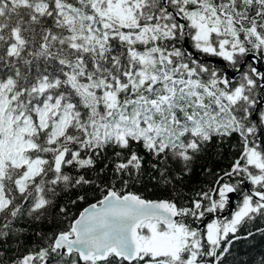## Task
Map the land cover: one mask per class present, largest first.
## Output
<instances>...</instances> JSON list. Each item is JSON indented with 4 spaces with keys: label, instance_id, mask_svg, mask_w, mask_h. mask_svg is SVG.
I'll return each mask as SVG.
<instances>
[{
    "label": "snow or ice",
    "instance_id": "6c2138e0",
    "mask_svg": "<svg viewBox=\"0 0 264 264\" xmlns=\"http://www.w3.org/2000/svg\"><path fill=\"white\" fill-rule=\"evenodd\" d=\"M257 233L264 0H0V264H264Z\"/></svg>",
    "mask_w": 264,
    "mask_h": 264
},
{
    "label": "trees",
    "instance_id": "16d2710c",
    "mask_svg": "<svg viewBox=\"0 0 264 264\" xmlns=\"http://www.w3.org/2000/svg\"><path fill=\"white\" fill-rule=\"evenodd\" d=\"M188 46L191 47V42H187ZM186 47V45H185ZM195 50V49H193ZM198 54L199 59H203V54ZM206 59V58H205ZM208 63L214 64V66L219 65L218 61H215V58L206 59ZM226 163V161L221 162V164ZM238 200V196L235 199V203ZM225 215H227V210L225 211ZM233 254L237 259L244 260H252L258 262L261 258V255L264 254V235L257 233L254 238L246 241H241L233 247ZM233 257H229V261H231ZM228 264V262H226Z\"/></svg>",
    "mask_w": 264,
    "mask_h": 264
},
{
    "label": "water",
    "instance_id": "95a60500",
    "mask_svg": "<svg viewBox=\"0 0 264 264\" xmlns=\"http://www.w3.org/2000/svg\"><path fill=\"white\" fill-rule=\"evenodd\" d=\"M186 47H188V48L191 49V47H189L188 44H186ZM191 50H192L193 54L196 55V56L198 57V54L196 53V51L193 50V49H191ZM203 59H205V57H204ZM206 59H211V58H206ZM215 61H216V59H215ZM228 71H231V70L228 69ZM236 197H237V195H233V196H232V203H233V204H235V199H236Z\"/></svg>",
    "mask_w": 264,
    "mask_h": 264
},
{
    "label": "rangeland",
    "instance_id": "374dc122",
    "mask_svg": "<svg viewBox=\"0 0 264 264\" xmlns=\"http://www.w3.org/2000/svg\"><path fill=\"white\" fill-rule=\"evenodd\" d=\"M226 213H224V215H225Z\"/></svg>",
    "mask_w": 264,
    "mask_h": 264
}]
</instances>
